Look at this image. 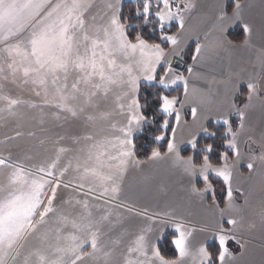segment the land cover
Segmentation results:
<instances>
[{
  "label": "snow or ice",
  "instance_id": "6c2138e0",
  "mask_svg": "<svg viewBox=\"0 0 264 264\" xmlns=\"http://www.w3.org/2000/svg\"><path fill=\"white\" fill-rule=\"evenodd\" d=\"M128 2L134 6L125 16V0H0V120L19 121L24 116L20 109L26 107L40 110V125L46 119L72 120L83 129L82 135L70 138L78 148L64 146L66 137L56 134L44 159L0 153V264H238L246 250L247 241L237 235L243 218L233 215L240 211L234 193L243 194L234 179L243 176L241 167L253 174L259 163L264 182V137L257 145L248 135L245 150L241 147L248 110L254 99L264 101V49L260 73L247 81L229 77V109L214 117L222 122V130L209 127L213 117L204 111L212 99L210 91L189 84L193 77L206 85L216 82L195 67L237 46L227 38L231 24L242 23L243 32L251 36L245 4L221 0L211 26L200 31L190 27L196 0ZM261 28L264 32V21ZM193 35L195 48L189 55ZM174 64H183L188 75ZM145 82L152 90L142 95ZM8 84L30 85L40 103L13 97L5 90ZM181 85L182 93L172 95ZM233 114L238 123L230 119ZM145 124L156 126L154 140H166V151L152 148L141 160L134 133ZM193 126L190 138L178 142L182 128ZM22 135L16 131L6 140ZM201 136L214 142L201 144ZM180 143L190 146L193 155L182 156ZM245 156L250 157L246 164ZM167 160L188 177L202 178L203 188L191 184L201 202L206 193L211 195L207 207L213 210L214 251L208 237L193 244L197 229L184 217L149 212L123 198L130 168ZM212 175L223 185V207ZM261 215L264 218V208ZM135 218L146 223L133 228ZM156 224L173 229L169 243L174 258L161 252L163 227L153 238Z\"/></svg>",
  "mask_w": 264,
  "mask_h": 264
},
{
  "label": "crops",
  "instance_id": "0c3cea01",
  "mask_svg": "<svg viewBox=\"0 0 264 264\" xmlns=\"http://www.w3.org/2000/svg\"><path fill=\"white\" fill-rule=\"evenodd\" d=\"M220 2L221 0H196L197 9L193 13L190 27L200 31L210 27L217 5ZM225 2H230V0H225ZM243 2L245 4L243 16L253 26L251 36L249 37L244 33L243 41L233 42L237 45L236 47H226L203 66L197 65L195 67L196 72L206 74L209 80L214 77L215 83L206 85L204 81L195 77L189 80L190 87L196 85L210 91L212 99L206 105L204 111L211 114L213 123H216L214 117L217 113L227 112L229 109V102L232 99L231 85L227 83L229 77L233 82L237 80L247 81L261 72L259 57L261 56V50L264 49V32L261 28V23L264 21V0H243ZM237 25L242 26V23L231 24L228 31L234 29ZM194 39L193 35L190 43L195 48ZM245 40H247V43H244ZM191 63L192 61L189 64ZM174 66L182 71L185 76L188 75L183 64H174ZM243 87L241 85V88ZM21 91L11 95L40 103V99L35 97L33 93L26 94L24 90ZM190 99L197 101L199 97L192 96ZM20 111L24 113V116L19 121L13 119L0 120V153L6 155L11 152L13 155H20L21 158L32 156L37 160L44 159L51 154L53 147L51 141L55 139L56 134L66 137L64 146L79 147V145L72 143L70 139L73 136L83 134V129L76 122L72 120L56 122L46 119V123L40 125L39 109L24 107ZM44 111L47 112L48 109L45 108ZM232 117L238 118L234 114L230 119ZM188 119H191L190 116ZM18 123L19 127H17ZM216 124H222V122ZM41 128L46 129V131L42 132ZM16 131H20L24 135L6 140L7 137H14ZM30 131L35 132L36 136H28L27 133ZM193 131H195V126L182 128V131L177 135L178 142L189 139ZM139 132L134 133V136ZM245 133L241 138L242 150H245L243 141L247 140L248 135L252 136L257 145H259L261 137H264V101L258 98L253 100V107L248 110ZM46 136L50 139L41 144L40 140ZM179 147L181 151L190 148L186 143H180ZM248 159L250 157H244L245 164ZM239 171L243 173V176L237 175L235 177L234 187H240L243 194L234 193L236 196L235 205L240 211H233V215L243 218L242 226L238 229L237 235L242 241H247V246L243 256L238 257V264H264V218L261 215V210L264 208V182L261 180V168L257 163V170L253 174H250L246 167H241ZM212 177L215 178L214 175ZM198 181L201 183L200 188H203L204 182L198 175L195 178L188 177L181 168L173 167L171 160L159 161L139 169L130 168L122 196L129 203L136 204L137 208L147 207L149 212L171 211L177 216L184 217L186 221H190L189 227L197 229L191 238L193 244L203 242L206 237L209 238L207 240L209 244L215 240L212 238L213 210L207 207L211 204V195L206 193L203 202H201L200 197L191 192V184L198 187ZM60 195H64L63 190L60 191ZM245 197H247V204L244 203ZM223 206L224 203L221 207ZM145 223L146 221L135 218L132 227L141 226ZM152 227L154 230L153 238L155 235L160 234L159 229L161 227H163L164 234L167 231H173L170 224H156ZM200 228H205V231H199ZM233 244L239 248L235 242Z\"/></svg>",
  "mask_w": 264,
  "mask_h": 264
},
{
  "label": "trees",
  "instance_id": "16d2710c",
  "mask_svg": "<svg viewBox=\"0 0 264 264\" xmlns=\"http://www.w3.org/2000/svg\"><path fill=\"white\" fill-rule=\"evenodd\" d=\"M230 3V2H229ZM134 5L131 2H128V0L125 1L124 3V15L127 16L129 14V10L133 7ZM229 12H231V5L229 6ZM136 29H133L132 31L134 32ZM173 31H175V29L173 28ZM244 32L242 30V26L237 25L234 29L228 31L227 34V38L228 40H231L234 43H239L241 41H243L244 39ZM194 47L193 45L191 46V48H189V55H191L192 51H193ZM187 63H190V59H188V57H185ZM141 89H142V95L145 94V89L147 91H151L152 87L150 84H146V83H142L141 85ZM182 85L180 86L179 89H177L176 92H172V95H176L177 92L182 93ZM242 93H244V95H246V88H241ZM244 96L242 95L241 97L237 98L236 102L239 104L241 100H243ZM231 120L234 123H238V118L236 117H232ZM210 128H212L213 130L215 128H221L222 130V124H216L213 123L212 125H209ZM159 132L156 131V126L154 125H150V124H145L143 126L142 131H140L137 135L134 136L135 139V143L137 144V156L139 159L141 160H145L147 158V155H150L151 153V149L152 148H159L162 152L166 151V140L165 141H155L154 137L155 135H158ZM169 136H170V132H169ZM213 143L214 141L212 139L206 138L204 136H201L200 138V143L204 144V143ZM181 155L182 156H189V155H193V150L191 148H185L181 151ZM211 161L213 164L217 163V157L215 154H213L211 156ZM197 162H199V159L197 160ZM210 178L213 180L214 183V187L216 189V194L218 199H220V206H222L223 204V197H224V193L221 191V188L223 187V185L221 184L220 180L210 176ZM197 186L198 188L201 187V183L200 181L197 182ZM171 231H167L165 232V238L159 243V246L161 248V252L163 255H165L167 258L171 259L174 258L173 257V253H172V246L169 243V239H170V235H171ZM210 250H215L216 247V241L213 240L211 241L209 244ZM229 247L232 248L233 250L239 252V248H237L233 242H230Z\"/></svg>",
  "mask_w": 264,
  "mask_h": 264
},
{
  "label": "rangeland",
  "instance_id": "374dc122",
  "mask_svg": "<svg viewBox=\"0 0 264 264\" xmlns=\"http://www.w3.org/2000/svg\"><path fill=\"white\" fill-rule=\"evenodd\" d=\"M5 90L7 92H9L10 94L22 92L21 90H24V92H26V94L27 93H33L32 87L30 85H25V84H20L19 86L12 85V84H8L6 86V89Z\"/></svg>",
  "mask_w": 264,
  "mask_h": 264
}]
</instances>
